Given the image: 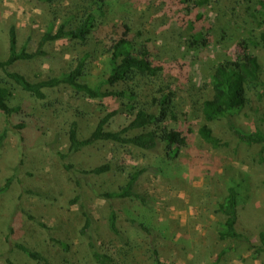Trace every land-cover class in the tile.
Here are the masks:
<instances>
[{"label":"rangeland","instance_id":"obj_1","mask_svg":"<svg viewBox=\"0 0 264 264\" xmlns=\"http://www.w3.org/2000/svg\"><path fill=\"white\" fill-rule=\"evenodd\" d=\"M261 1L208 0L197 7L182 4L181 0H110L98 8L90 0L59 1L52 7L30 0H0V62L9 55L11 26L16 29L18 49L26 47L28 52H34L54 15L55 28L67 11L76 9L73 6L96 15L97 28L86 46L67 40L47 43L43 48L46 57L20 61L9 68L31 82L67 72L75 66L76 57L93 52L84 80L95 85L109 72L108 57L103 52L108 35L115 36V26L122 24L130 28L131 39L147 46L152 61L163 66V87H173L177 97L174 117H169L162 127L181 132L187 142L177 156H167L164 149L148 154L132 147L105 144L85 149L74 157L76 166L82 168L110 163L111 171L97 181L101 190L109 192L124 183L134 170L149 168L139 187L149 199L148 207L125 203L121 210L159 231L156 249L160 264H214L220 251L227 247L215 237V225L222 220L217 204L228 188L239 196V209L253 243L257 244L264 233V164H259L254 151L237 150L223 121L210 127L214 135L228 143L227 147L212 149L197 136L201 124L198 105L211 96L210 75L221 62L237 60L241 52L238 40L242 33L250 32L251 28L245 30L247 26L257 25L251 17L257 15ZM199 34L202 37L198 38ZM256 54L264 60V49ZM2 77L0 73L1 80ZM7 87L14 93L11 104L21 105L25 112L8 118L0 113V134L7 131L0 143V186L11 179L8 192L0 199V253L7 250L3 242L10 227L15 230L14 240L30 245L49 239L54 232V237L71 246L67 259L73 264H89L81 261L83 252L78 239L83 219L77 207L69 205L78 190L54 165L52 150L65 148L68 123L75 115L80 130L86 132L118 103L90 100L61 86L50 91L55 100V107H51L33 100L11 82ZM151 92L149 86L144 87L140 99H150ZM125 122V117H117L108 129L117 130ZM20 123L24 128H16ZM80 193L97 217L98 212L103 215V202L90 187L83 184ZM119 223L127 245L114 238L104 223L100 225L101 239L113 244L119 264H153L143 240L126 230L122 219ZM43 245L51 254L57 253L49 244ZM58 256L61 258V254ZM221 259L220 264H264V254L254 260L243 247Z\"/></svg>","mask_w":264,"mask_h":264},{"label":"trees","instance_id":"obj_2","mask_svg":"<svg viewBox=\"0 0 264 264\" xmlns=\"http://www.w3.org/2000/svg\"><path fill=\"white\" fill-rule=\"evenodd\" d=\"M30 1L50 7L59 1L66 2ZM109 1L90 0V3L100 8ZM181 2L187 6H197L207 3L208 0ZM70 4L74 5L73 2ZM73 7L76 9L67 11L56 28L54 21L57 17L54 15L34 52H28L26 47L18 49L16 29L14 26L10 27L9 55L5 61L0 62V73L3 74L2 80L0 79V113L8 118L25 112L21 105L11 104L14 93L7 87L8 82L33 100L51 107H55V100H52L50 91L61 86L72 91L74 95L97 102L107 99L116 101L118 107L97 118L86 132L80 130L78 115H75L68 123L65 148L52 150L53 163L74 182L78 190L69 205L76 206L83 219L78 232L83 252L81 261L89 264H119L118 252L113 244L101 239L100 225L104 223L114 238L127 245L124 230L119 223L122 219L127 224L126 230L143 240L151 252L153 264H160L156 249L159 231L128 217L121 210L125 203L148 207L149 199L139 187L145 174L150 171L149 168L134 170L124 183L109 192L101 190L97 181L111 171V164L106 162L99 166L82 168L76 166L74 157L85 149L105 144L132 147L148 154H157L164 149L167 156H177L187 142L181 132L167 126L162 127L169 117H174V102L177 97L173 87H163L166 78L163 66L152 61L147 46L131 39L130 28L122 24L115 26V36L108 35V44L103 51L108 57V75L93 86L84 80L93 62V52H85L76 57L75 66L69 71L37 82H31L24 75L9 70L17 62H30L46 57L47 53L43 48L47 43L67 40L86 46L97 28L96 15L87 10L80 11L78 6ZM256 11L257 15L253 14L251 18L257 25L249 27V24L243 23L247 26L245 30L251 29L250 32L242 33L238 40L237 46L241 52L237 60L221 62L210 75L211 96L198 105L201 124L197 127V136L212 149L227 147L228 143L214 135L210 127L213 123L223 121L227 131L236 141L237 150L254 151L259 164H264V60L256 54L264 49V0L259 2V9ZM200 37L202 34L198 35V38ZM147 86L151 88V98L143 101L140 99V92ZM121 116L125 117L126 122L117 130H109L108 126L113 120ZM16 128H24V124L20 123ZM6 133L4 130L0 134V143ZM83 184L90 187L96 198L103 202V215L98 212L97 217L85 204L80 193ZM10 185L11 179H7L4 185L0 186V199L8 192ZM37 197L43 200L50 198ZM217 213L222 220L215 225V237L218 241L226 243L227 247L220 251L213 263L220 264L222 257L239 247L251 252L254 260L261 259L264 254V233L260 234L257 244L253 243L252 234L243 222V212L239 209V196L233 188H228L225 196L219 199ZM27 218L46 229L44 225L36 223L31 215H27ZM14 235L15 230L10 227L3 242L7 250L0 253V264H73L66 258L71 254V246L66 240L54 237V232L49 235V239L32 245L14 240ZM43 244H49L57 253L51 254Z\"/></svg>","mask_w":264,"mask_h":264}]
</instances>
